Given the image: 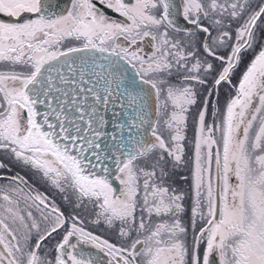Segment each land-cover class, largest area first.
<instances>
[{"label":"snow or ice","instance_id":"obj_1","mask_svg":"<svg viewBox=\"0 0 264 264\" xmlns=\"http://www.w3.org/2000/svg\"><path fill=\"white\" fill-rule=\"evenodd\" d=\"M12 164L0 264H264V0H0Z\"/></svg>","mask_w":264,"mask_h":264},{"label":"flooded vegetation","instance_id":"obj_2","mask_svg":"<svg viewBox=\"0 0 264 264\" xmlns=\"http://www.w3.org/2000/svg\"><path fill=\"white\" fill-rule=\"evenodd\" d=\"M17 173L29 179V183L32 184V186L36 190L47 194L50 199H54L56 203L59 204L62 208L66 207L61 197L55 193L54 189L47 187L42 181L39 180L38 177L33 176L32 172L29 171L28 168L22 165L12 164L9 166V169H0V185L8 184V179H6V177H11L12 175H16Z\"/></svg>","mask_w":264,"mask_h":264},{"label":"water","instance_id":"obj_3","mask_svg":"<svg viewBox=\"0 0 264 264\" xmlns=\"http://www.w3.org/2000/svg\"><path fill=\"white\" fill-rule=\"evenodd\" d=\"M116 187H119L118 182L115 184Z\"/></svg>","mask_w":264,"mask_h":264},{"label":"rangeland","instance_id":"obj_4","mask_svg":"<svg viewBox=\"0 0 264 264\" xmlns=\"http://www.w3.org/2000/svg\"><path fill=\"white\" fill-rule=\"evenodd\" d=\"M186 174V173H185Z\"/></svg>","mask_w":264,"mask_h":264}]
</instances>
